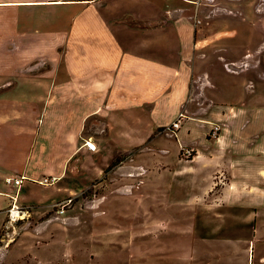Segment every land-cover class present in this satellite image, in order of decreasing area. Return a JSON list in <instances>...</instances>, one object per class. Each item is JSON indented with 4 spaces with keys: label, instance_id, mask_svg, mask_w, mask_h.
<instances>
[{
    "label": "rangeland",
    "instance_id": "1",
    "mask_svg": "<svg viewBox=\"0 0 264 264\" xmlns=\"http://www.w3.org/2000/svg\"><path fill=\"white\" fill-rule=\"evenodd\" d=\"M201 2L186 5L191 9L186 18L196 31H202L200 37L207 36L204 45L212 59L197 63L188 96L177 112H155L150 104L141 111H83L93 104L77 95L67 109L59 106L46 113L51 117L44 127H53L46 137L42 131L26 139L28 154L12 158L0 146V166L9 168L6 175L0 174V264H181L175 259V238H186L189 217L221 211L230 221L238 210L235 201L251 199L252 126L253 119H258V107L264 105V0H248L252 11L247 7L244 12L237 8L238 3L228 0H217L210 7L200 6ZM137 4L135 0H104L101 7L93 6L107 12L106 5H112L117 21L112 24L115 28L105 30V38L124 40L121 47L110 44L99 49L95 60L106 66L121 50L124 72L119 67L120 89L134 93V99L144 96L147 88L139 71L123 67L130 54L124 44L139 39L125 31V23L135 18L123 15ZM98 23L105 25L102 19ZM256 25L258 30H254ZM206 28L222 31L207 35L203 33ZM234 36L228 44L224 40ZM56 54L52 51L49 58L63 59ZM75 57L81 59L82 55L76 50ZM51 68L47 60H36L22 72L38 75ZM68 70L63 60L58 71L47 77H60ZM35 84L42 91L44 83L36 80ZM113 92L111 87L95 97L108 102ZM64 99L48 92L38 95L35 103L37 107L54 105ZM42 109L36 112L40 129L45 114ZM180 113L186 117L175 132L172 124ZM54 120H60L65 143L53 139L59 129ZM215 124L221 126L217 132ZM4 136L8 149L17 148L19 139L11 127ZM85 139L93 140L97 149L81 148ZM58 147L68 151L64 167L59 165L61 160L47 153ZM15 165L25 170L12 168ZM56 170H67L65 186L61 187ZM23 173L27 179L21 187L7 182L6 177ZM51 177H56L53 183L41 182ZM70 198L60 214V205ZM15 204L32 215L8 231V213ZM234 226L229 222L227 231L233 232ZM124 234L129 241L123 240ZM129 244L146 250L130 254L125 249Z\"/></svg>",
    "mask_w": 264,
    "mask_h": 264
},
{
    "label": "crops",
    "instance_id": "2",
    "mask_svg": "<svg viewBox=\"0 0 264 264\" xmlns=\"http://www.w3.org/2000/svg\"><path fill=\"white\" fill-rule=\"evenodd\" d=\"M135 1L138 3L137 7L131 6L123 17L132 16L138 23L156 22L149 26L124 22L127 34L139 39L124 44L130 48V54L125 56L123 67L128 66L129 70L132 67L134 71H139L140 79L147 88L146 94L138 95L136 99L134 93H125L120 89L122 75L118 74V70L122 63L121 50L107 60L106 66H100L104 61L95 60L100 53L99 49L110 44L121 47L124 41L111 42L105 38V30L115 28L112 24L117 21L111 9L112 5H106L107 12H102L105 9L100 10L101 8L93 6L101 7L104 0H0V146L3 153H11L12 158L28 154L26 139L35 137L42 131L46 137L53 127H44L46 120L51 117L46 113L59 106L62 110L67 109L77 95L87 98L86 100L93 104L83 111H141L146 109L147 104H150L151 110L155 112L168 110L175 113L181 109L188 96L190 80L197 73V63L206 64L212 59L209 57L211 54L209 55L207 46L204 45L208 40L207 36L201 38L199 33L202 31H196L187 22L186 16L191 11L187 7L196 1H202V7H210L209 4H215L217 0ZM228 1L238 3L237 8L242 10L240 12H244V8L246 10L248 7V0ZM202 7H199V10L201 8L206 13ZM88 9L91 10L90 13ZM250 10L248 7V11ZM165 16H169V19L162 22ZM101 19L105 23L102 27L98 23ZM213 29L206 28L203 33L210 35L221 30ZM254 30H258V25ZM236 37H226L224 40L227 43ZM59 48H63V52L58 51ZM76 50L81 53V59L75 57ZM52 51L57 53L56 57L58 53L61 54L63 59H50ZM215 51L217 56L218 48ZM128 57L131 58L126 64ZM36 60H47L52 68L43 74L25 75L22 69ZM63 60L66 69H69L67 73L57 76L58 78L47 77L58 71ZM121 71L124 72V69L121 68ZM204 73L208 71L205 69ZM36 80L44 83L42 91L40 86H36ZM111 87L115 89L111 101L95 97L97 93L110 90ZM48 92L51 95L60 94V98L66 99L54 105L43 104V107H37L36 97ZM128 98L131 101L128 102ZM42 108L45 114L40 129L36 122V112L42 111ZM257 111L258 119H253L252 126L251 199L235 201L238 210L230 221L221 211H204L206 215L189 217L186 238H175V259L181 260V264H264V105L258 107ZM57 122L60 127L55 125V128L59 129L53 139L65 143L62 141H65L66 133H63L64 129L60 130V120ZM10 127L19 139L16 140L15 149H8L7 140H3L6 138L4 131ZM82 147L88 148L84 143ZM62 149L58 147L47 152L54 160H61V166L68 154L67 150ZM7 158L9 157L6 156L5 159ZM15 166L12 168L19 171L23 169ZM8 170L4 165L0 166L1 175H6ZM57 170L62 182L61 187L65 186L63 177L67 170ZM22 175L26 176L24 173ZM229 222L235 225L233 232L227 231ZM129 239V236L124 234L123 240ZM127 246L125 249L130 254L133 251L142 253L146 250L143 247L133 249L132 244Z\"/></svg>",
    "mask_w": 264,
    "mask_h": 264
},
{
    "label": "built area",
    "instance_id": "3",
    "mask_svg": "<svg viewBox=\"0 0 264 264\" xmlns=\"http://www.w3.org/2000/svg\"><path fill=\"white\" fill-rule=\"evenodd\" d=\"M186 117L184 113H180L176 119L173 121L172 129H174L175 132L179 131V129L182 127L183 119ZM214 131L217 132L221 126L219 124L213 125ZM85 145L95 151L97 149V146L94 141L91 139L86 140ZM8 183H12L13 185L17 187H21L24 180L27 178L24 175H20L18 177H6ZM56 180V177L51 178H45L43 181H41L44 184H50L53 183ZM72 201V199H67L62 205H60V208L57 210L60 214L65 211V207L67 204H69ZM32 213L29 209L19 207L17 204H15L8 213V222H7V230L9 231L11 227H14L16 224H18L21 221H24L26 219H29L31 217Z\"/></svg>",
    "mask_w": 264,
    "mask_h": 264
},
{
    "label": "trees",
    "instance_id": "4",
    "mask_svg": "<svg viewBox=\"0 0 264 264\" xmlns=\"http://www.w3.org/2000/svg\"><path fill=\"white\" fill-rule=\"evenodd\" d=\"M136 22H137V21H132V22H130V24H131V25H137ZM137 23H138V22H137Z\"/></svg>",
    "mask_w": 264,
    "mask_h": 264
}]
</instances>
